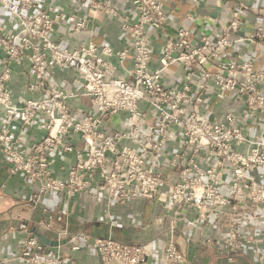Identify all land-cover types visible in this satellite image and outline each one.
I'll use <instances>...</instances> for the list:
<instances>
[{
	"label": "built area",
	"instance_id": "obj_1",
	"mask_svg": "<svg viewBox=\"0 0 264 264\" xmlns=\"http://www.w3.org/2000/svg\"><path fill=\"white\" fill-rule=\"evenodd\" d=\"M71 2L94 18L102 12L119 17L131 49L92 40L77 48L61 45L52 37L55 23L66 22L82 32L89 29L91 16L52 5L36 11L35 0H0V148L10 173H23L38 185L34 205L44 196L102 188L108 205L128 206L141 197L161 198L166 188L164 194L179 213L195 209L202 220L230 207L225 235L206 241L231 264L248 247L255 253L254 264H264V65L255 67L252 58L226 59L228 50L242 42L264 50V20L251 34L234 35L257 7L230 0L227 24L198 37L178 26L161 42V60L154 67L156 39L170 22V0ZM121 4L131 7L121 13ZM215 5L225 7L223 0ZM185 17L196 19L192 11ZM174 65L176 82L168 74ZM25 68L27 81L17 95L12 83L18 69ZM54 69L78 73L84 93L51 82ZM227 95L238 105L217 112L215 103ZM32 127L43 135L29 145L25 130ZM66 155L72 162L66 175L58 177L54 165ZM244 201L251 203L250 213L241 211ZM46 213L44 225L50 228L52 220H64L70 209L67 205ZM21 229L26 264H71L47 252L28 224ZM58 236H67L74 250L93 248L106 264H150V244L67 228ZM186 259L170 240L161 264Z\"/></svg>",
	"mask_w": 264,
	"mask_h": 264
},
{
	"label": "crops",
	"instance_id": "obj_2",
	"mask_svg": "<svg viewBox=\"0 0 264 264\" xmlns=\"http://www.w3.org/2000/svg\"><path fill=\"white\" fill-rule=\"evenodd\" d=\"M114 3L119 0H111ZM216 0H205L198 5L196 0H170V22L156 39L157 48L169 36H173L180 25L188 27L195 36L216 28H221L229 21L227 7L230 0H223L225 7L220 9L215 5ZM257 7L253 14H246L241 21L240 29L234 32L236 36H246L253 32L255 24L264 20V0H238ZM36 11L54 6L68 14L77 16L89 15L90 27L88 30L76 32L73 26L66 22L55 23L52 29L53 39L61 45L77 48L90 40L97 44H109L115 49H131V40L125 36L120 28L121 19L112 17L104 12L97 17L87 9L77 8L71 0H35ZM121 3V2H120ZM131 5L123 7L121 13L130 9ZM192 11L196 19L187 20L185 15ZM252 58L255 67L264 65V50L247 42H242L228 50L226 59L244 60ZM161 58H156L154 67ZM169 76L176 82V72L169 71ZM51 82L60 83L67 88H74L79 94L84 93L81 78L74 70L54 69ZM27 81L26 68L18 69L12 85L17 95H21L22 88ZM226 95V94H225ZM217 99H214V102ZM74 104H76L73 101ZM238 101L227 95L222 101L215 103V110L221 112L227 107L237 106ZM17 128V127H16ZM15 131H19L16 129ZM29 145L40 140L43 130L32 127L25 130ZM72 162V156L59 157L54 165L55 174L64 177ZM9 164L0 148V264H26L22 256L23 223L28 224L33 231H40L59 244L46 245L47 252L60 254L71 264H106L100 255L90 247L74 250L67 236L59 238L58 231L67 228L71 232H86L92 237L112 236L128 243L150 244L152 255L150 264H161L166 244L174 241L181 252L186 256L183 263L174 264H231L225 253L215 244L208 243V237L213 240L223 237L229 227L231 217L230 207H223L219 213H212L206 220L200 219L195 209L179 213L171 200L164 194L161 198L141 197L133 200L128 206L112 203L108 205L106 193L102 188L86 190L72 196L51 195L44 196L37 205L32 202V196L37 194L38 185L32 184L23 173L11 174ZM227 193V187L223 188ZM229 193V192H228ZM69 206L70 213L64 220L54 219L47 228V209L60 212V209ZM241 211L251 212V203H240ZM189 220H195L190 224ZM264 247V245H263ZM255 253L251 247L237 255L234 264H254ZM107 264H119L110 262Z\"/></svg>",
	"mask_w": 264,
	"mask_h": 264
},
{
	"label": "water",
	"instance_id": "obj_3",
	"mask_svg": "<svg viewBox=\"0 0 264 264\" xmlns=\"http://www.w3.org/2000/svg\"><path fill=\"white\" fill-rule=\"evenodd\" d=\"M36 235H37V237L39 238V240H40L42 243L46 244V245H49V244H51V245L56 244V245H57V244H59L58 241H54V240L50 239L49 237H47L45 234H43V233L40 232V231H37V232H36Z\"/></svg>",
	"mask_w": 264,
	"mask_h": 264
},
{
	"label": "rangeland",
	"instance_id": "obj_4",
	"mask_svg": "<svg viewBox=\"0 0 264 264\" xmlns=\"http://www.w3.org/2000/svg\"><path fill=\"white\" fill-rule=\"evenodd\" d=\"M160 51H161L160 48H156V52H155V55H154L156 58H159V59L161 58V52ZM177 70H178V66L174 65V66H172L170 71H174L175 72Z\"/></svg>",
	"mask_w": 264,
	"mask_h": 264
}]
</instances>
